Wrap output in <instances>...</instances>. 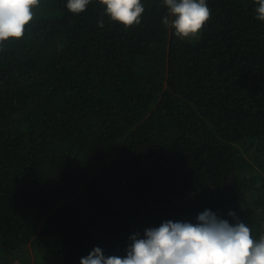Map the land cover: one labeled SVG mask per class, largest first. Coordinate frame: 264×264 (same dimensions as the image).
I'll return each mask as SVG.
<instances>
[{
  "label": "trees",
  "instance_id": "1",
  "mask_svg": "<svg viewBox=\"0 0 264 264\" xmlns=\"http://www.w3.org/2000/svg\"><path fill=\"white\" fill-rule=\"evenodd\" d=\"M141 3L125 29L99 0H40L0 45V264L123 257L131 236L205 210L264 236L258 4L206 0L185 40L163 0Z\"/></svg>",
  "mask_w": 264,
  "mask_h": 264
},
{
  "label": "clouds",
  "instance_id": "2",
  "mask_svg": "<svg viewBox=\"0 0 264 264\" xmlns=\"http://www.w3.org/2000/svg\"><path fill=\"white\" fill-rule=\"evenodd\" d=\"M174 19L171 27L181 39L199 35L211 17L206 0H163ZM258 4L256 19L264 21V0ZM90 0H67V9L73 14L83 13ZM111 21L125 29L139 25L144 5L141 0H99ZM40 0H0V45L9 40H20L25 27L34 18L33 9ZM163 24L168 25L166 16ZM103 27V19L99 21ZM228 215L236 222L229 224L210 210L197 216V223L163 222L158 228L146 229L143 237H130L123 257L105 256L94 248L80 264H264V236L254 240L245 223L235 213Z\"/></svg>",
  "mask_w": 264,
  "mask_h": 264
}]
</instances>
